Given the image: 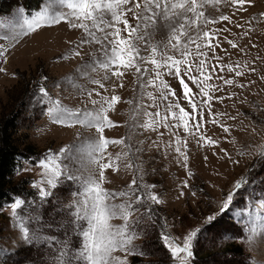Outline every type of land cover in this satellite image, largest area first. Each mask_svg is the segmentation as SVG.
Listing matches in <instances>:
<instances>
[{
    "label": "rangeland",
    "instance_id": "rangeland-1",
    "mask_svg": "<svg viewBox=\"0 0 264 264\" xmlns=\"http://www.w3.org/2000/svg\"><path fill=\"white\" fill-rule=\"evenodd\" d=\"M36 1L38 3L35 7H29L25 0H0V23L4 25L0 27V35L9 34L10 30L12 33L22 32L24 19L21 10L24 17L30 16L42 5V0ZM217 7L219 11L208 6V14L231 15L233 11L223 4ZM246 7L247 11L234 17L244 27L238 28L223 22L231 29V32L224 35L236 41L244 51L232 49L224 41L222 48L227 52L217 48L216 55L223 57L219 61L221 64L235 65L239 62L256 71L244 69L245 75L241 77H236L234 72L228 73L227 69L212 74L213 79L208 83L221 85L224 91L210 94L224 99L212 101V114L205 107V123L200 133L217 143H198V135L184 133L182 128L178 132L173 130L181 139V151L185 150L184 144L187 145V167L183 166V157L174 150L176 135L164 128L151 132L136 127L148 119L143 115L145 111L155 112L156 109L147 107L152 102L146 96L141 101L134 71L126 74L123 78L124 87H117L114 93L111 90L112 81L106 82L108 92L89 82L90 78L100 79L104 72L99 69L92 72L85 68L86 64L92 62V53H96L98 46L84 44L77 47L84 37L82 30L73 29L68 23L61 22L51 27H42L28 35H19L12 43L0 40V49H7L6 62L0 59V67L6 70L0 72V120L19 116L17 137L24 146L31 145L38 155L34 161L22 162L14 175V182L22 184L32 193L28 200L30 213L24 214L21 211L23 205L17 209L16 214L13 213L11 205L17 198L22 199L20 197L14 198L0 212V264H55L54 256L45 262L37 260L34 254L37 250L22 238V230L18 227L19 217H25L29 227L37 230L39 225L36 221L43 223V208L48 203H57L67 211L66 206L72 203L77 185L70 180L64 181L54 190L49 202L41 207L38 189L32 185L35 183L47 188L46 180L49 177L38 161L43 160L49 152L57 154L62 149L73 147L74 151L70 155L74 158H65L63 161L70 173L86 176L94 167L86 165L81 153L75 151V146L98 138L95 128L79 124L67 127L53 123L47 114V105L40 102L39 86L45 87L53 100H59L63 106L81 112L93 110V105L87 99V90L96 89L102 95L115 94L121 97L115 110L108 113L116 126L106 128L104 135L108 139H124L126 144H130L129 160L134 158V163L141 165L143 170L139 174L143 179L138 180V183L155 185L152 189L142 188L140 191L145 194L151 191L161 201L159 204L148 202L152 219H143L136 229L142 235L132 242L144 255L128 256V264H179L164 246L161 233L168 234L173 243L183 246L184 238L197 228L201 232L194 240L190 264H264V157L259 154L264 150V79L261 78L264 77V60L260 59L264 57V17H261L264 14V0H251V6ZM221 26L210 25L209 28ZM248 29H252L248 36H242ZM164 35L161 31L155 39H162ZM252 44L256 47H251ZM76 52L80 54L76 55ZM96 55L98 57L99 53ZM211 63L216 64L217 61L212 60ZM81 72L87 75L81 77ZM191 75L199 74L193 71ZM217 75L234 79L236 84H245L246 87L224 85L222 80L216 79ZM184 79L194 94L199 93L196 85L187 77ZM165 80L182 97L179 80L168 76ZM81 88L85 90L84 93H81ZM145 91L154 92L151 88ZM154 95L158 94L154 92ZM229 95L231 99H227ZM194 98L201 100L199 95ZM93 99L99 97L93 96ZM130 100L132 104L127 103ZM138 103L144 107L139 114H135L134 108ZM180 103L187 111H191L187 100L181 99ZM134 115L135 119L132 118ZM212 120L219 123H212ZM221 124L229 127L230 134L223 131ZM161 132L163 136H160ZM169 143L172 147H166ZM126 151L128 148L124 145H109L107 149L113 157ZM59 159L60 156H57ZM127 162H121L118 172L106 170L105 175L110 181L104 184L106 189L120 191L128 188L136 173L134 169L123 167ZM244 177H247L249 183L237 191L234 185ZM185 181L188 187H183ZM181 192L183 195H180ZM230 192L235 193L234 201L230 209L222 213L220 209ZM115 202L121 203L122 200ZM140 207L144 211V207ZM210 216L214 217L211 223L207 220ZM111 223L120 226L123 221L113 219ZM52 235L61 240L64 232L59 230Z\"/></svg>",
    "mask_w": 264,
    "mask_h": 264
},
{
    "label": "snow or ice",
    "instance_id": "snow-or-ice-1",
    "mask_svg": "<svg viewBox=\"0 0 264 264\" xmlns=\"http://www.w3.org/2000/svg\"><path fill=\"white\" fill-rule=\"evenodd\" d=\"M221 4L233 9L231 15L208 14V6L219 11L217 6ZM246 6H251V0H42L40 9L28 17H24L21 10L24 19L22 32L12 33L10 30L9 34L0 35V40L12 43L19 35H28L42 27H51L61 22L68 23L73 29L82 30L84 37L77 47L94 44L98 46L96 53H99L98 57L96 53H92L93 60L86 64L85 68L92 72H97L98 69L104 72L100 79L90 78L89 82L98 89L108 92L109 86L106 82L112 81L111 90L114 93L117 87H124L123 78L126 74L134 71L141 101L146 96L152 102L147 107L156 109L155 112L145 111L143 115L148 119L136 127L151 132L164 128L170 134L176 135L174 150L183 157V166L187 167V145L185 143V150L181 151V139L173 130L178 132L182 128L184 133L198 135V143L200 141L209 145L217 143L211 138L206 139L200 133L205 123V107L208 113L212 114V101L224 99L210 94L224 91L221 85L208 83L213 79L212 74L217 70L223 72L227 69L228 73L234 72L236 77H241L245 75L244 69L256 71L255 68L241 65L239 62L235 65L221 64L219 61L223 60V57L216 55L217 48L227 52L222 48L224 41L232 49L244 51L241 45L224 35L231 32V29L223 22L238 28L244 27L245 25L234 17L247 11ZM261 17H264V14H261ZM217 24L222 26L209 28L210 25ZM0 27H4L3 23H0ZM161 31L165 33L164 37L155 39ZM251 31L252 29H248L241 35L248 36ZM251 47L255 48L256 45L252 44ZM6 51V48L0 49V59L5 62ZM209 53L212 55L209 56ZM260 59L264 60V57ZM212 60H216L217 63L212 64ZM4 71L6 70L0 67V72ZM193 71L199 75H191ZM80 75L84 77L87 73L81 72ZM166 76L179 80L183 90L182 97L178 96L165 80ZM184 77L196 85L199 93H193ZM216 79L222 80L224 85L236 84L234 79H226L224 76L217 75ZM236 86L246 87L245 84ZM148 88L153 89L158 95H154L153 91L146 92ZM38 91L41 95L40 102L47 105V114L53 123L67 127L79 124L86 128H95L98 138L75 146V151L81 153L86 165L94 166L86 176L70 173L63 162L65 158H74L70 155L74 151L73 147L62 149L57 154L49 152L45 154L43 160L38 161L39 166L45 170V175L49 177L46 180L47 188L35 183L32 185L38 189L41 207L49 202L54 190L64 181L70 180L77 185L72 203L66 206L70 219L67 225H61L65 228L64 239L57 240L55 236L45 232L46 226L39 220L36 221L39 228L31 229L25 222L26 218L21 216L18 227L22 230V238L30 245L42 243L46 247L55 248V264H128V256L144 255L132 243L142 235L136 229L145 217L152 219L149 215L151 208L148 202L159 204L161 201L151 191L146 194L140 191L142 188L152 189L155 185L138 183V180L143 179L142 175H139L143 170L141 165L134 163V158L129 160L130 144H126L124 139H108L104 135L106 128L116 126L108 113L115 110L121 97L115 94L102 95V92L96 89L87 90V99L93 105V110L81 112L79 109L63 106L59 100H53L43 86H40ZM80 91L84 93L85 90L81 88ZM195 95H199L201 100H196ZM93 96L99 99H93ZM231 98V95L227 97ZM181 99L187 100L191 111L181 106ZM127 103L133 102L130 100ZM142 107L144 106L138 103L134 113L139 114ZM132 118L135 119V115ZM211 122L219 123L217 120ZM220 126L225 133L230 134L229 127L223 124ZM160 136H163L162 132ZM153 143L157 144L156 141ZM109 145H124L128 151L113 157L107 152ZM166 147H172V144L169 143ZM259 154L264 157V150ZM57 156H60L59 160ZM122 161H128L123 167L135 170L136 175L133 176L131 184L127 189L120 191L106 189L104 184L110 182L105 175L106 170L118 172ZM248 183L247 177H244L235 183L234 188L239 191ZM183 187H188L186 181ZM180 195H183V192ZM234 198L233 192L226 196L220 209L222 213L230 209ZM118 199L122 202L116 203ZM25 203L26 201L17 198L11 205L13 213L16 214L17 209ZM140 206L144 207V211H141ZM137 213L140 215L137 216ZM113 219H120L123 224L115 226L111 223ZM213 219L212 216L207 217L209 223ZM200 232L199 228L192 230L184 238L183 246L173 243L172 238L163 232L161 239L173 259L179 264H190L193 243ZM73 236L77 238L78 243H73L71 239Z\"/></svg>",
    "mask_w": 264,
    "mask_h": 264
},
{
    "label": "trees",
    "instance_id": "trees-1",
    "mask_svg": "<svg viewBox=\"0 0 264 264\" xmlns=\"http://www.w3.org/2000/svg\"><path fill=\"white\" fill-rule=\"evenodd\" d=\"M25 3L29 7H35L38 2L36 0H25ZM18 122L19 116H9L6 119L0 120V212L14 198L20 197L26 201L21 207V211L23 210L24 214H29L31 205L28 200H30L32 193L22 184L15 183L14 175L17 173L22 162L34 161L38 155L31 145L26 144L24 146L20 143L17 137L19 130ZM48 204L42 210L43 224L46 226L44 231L50 233L49 235L59 230L65 232V228L61 227V225H67L70 219L67 211L65 208L58 206L57 203L56 205ZM63 239L64 236L61 240ZM71 239L73 243L78 242L75 236L71 237ZM33 246L32 248L37 250V253L34 254L37 255L36 258L40 262H45L46 259L49 260L55 256V248H47L42 243Z\"/></svg>",
    "mask_w": 264,
    "mask_h": 264
}]
</instances>
